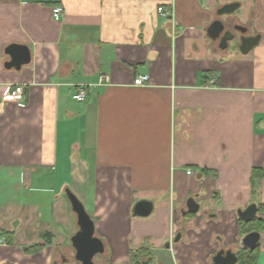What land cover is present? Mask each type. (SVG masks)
Listing matches in <instances>:
<instances>
[{"label":"crops","instance_id":"crops-1","mask_svg":"<svg viewBox=\"0 0 264 264\" xmlns=\"http://www.w3.org/2000/svg\"><path fill=\"white\" fill-rule=\"evenodd\" d=\"M233 2L230 26L260 36L246 54L206 33ZM11 44L30 61L7 66ZM139 75L148 85H133ZM17 84L26 107L2 99ZM254 168L263 176L252 180ZM66 189L107 264L140 247L153 264L246 249L236 211L264 204V0H0V233L13 235L0 234V264H78ZM139 201L149 215L133 214ZM33 244L43 246L26 252Z\"/></svg>","mask_w":264,"mask_h":264},{"label":"water","instance_id":"water-1","mask_svg":"<svg viewBox=\"0 0 264 264\" xmlns=\"http://www.w3.org/2000/svg\"><path fill=\"white\" fill-rule=\"evenodd\" d=\"M238 3H227L217 9L218 17L214 19L206 29L207 36L213 40L219 41V47L224 49L229 46L230 42H234L238 50L246 54L259 41V34L244 35L246 29L240 25H231V16L234 14ZM225 16V19H221ZM240 31L241 36H238L235 31ZM6 52L10 56V61L7 66L19 68L21 65L30 61V51L26 45L11 44L6 47ZM66 197L70 203L71 209L76 217L77 231L71 236L70 242L74 249V259L78 264H96L95 257L103 256L105 245L103 241L95 235L94 221L85 210L81 201L77 196L66 189ZM188 213H196L199 209V204L193 197L186 200ZM152 210V203L149 201H139L133 207V214L137 216H147ZM257 204L252 202L244 209H237L236 213L239 219L244 222H250L257 216ZM259 232L251 231L245 234L242 238L243 246L248 250H253L259 241ZM179 239V235L175 241ZM238 262L237 254L231 249H220L212 257L211 264H236Z\"/></svg>","mask_w":264,"mask_h":264},{"label":"trees","instance_id":"trees-1","mask_svg":"<svg viewBox=\"0 0 264 264\" xmlns=\"http://www.w3.org/2000/svg\"><path fill=\"white\" fill-rule=\"evenodd\" d=\"M259 170L254 168L252 171V180L255 178L263 176L258 174ZM258 213L264 212V204L257 205ZM239 227L242 233H247L250 231H264V218L261 215H257L250 222H244L241 219H238ZM4 234L7 242L12 243L13 235L11 232L0 233ZM43 245L33 244L25 248L26 252H35L42 248ZM238 262L237 264H256L257 259V247L254 250H247L241 248L237 252ZM128 264H153V257L148 249L140 247L133 249L130 252V259Z\"/></svg>","mask_w":264,"mask_h":264},{"label":"built area","instance_id":"built-area-1","mask_svg":"<svg viewBox=\"0 0 264 264\" xmlns=\"http://www.w3.org/2000/svg\"><path fill=\"white\" fill-rule=\"evenodd\" d=\"M157 12L167 16L171 15V11L164 9L163 7H158ZM62 8L60 6H54L52 8V16L55 20H58L61 16ZM149 83L148 75H139L134 78L133 85L135 86H146ZM85 91L83 88H80L76 93L73 94V99L79 102L85 100ZM2 99L5 101H13L18 107H26L25 97H24V87L21 84L15 85L13 88H9L2 95ZM191 170H187V173H191Z\"/></svg>","mask_w":264,"mask_h":264},{"label":"rangeland","instance_id":"rangeland-1","mask_svg":"<svg viewBox=\"0 0 264 264\" xmlns=\"http://www.w3.org/2000/svg\"><path fill=\"white\" fill-rule=\"evenodd\" d=\"M78 263V262H76ZM95 263L96 264H107L106 261L104 260L103 256H96L95 257Z\"/></svg>","mask_w":264,"mask_h":264},{"label":"flooded vegetation","instance_id":"flooded-vegetation-1","mask_svg":"<svg viewBox=\"0 0 264 264\" xmlns=\"http://www.w3.org/2000/svg\"><path fill=\"white\" fill-rule=\"evenodd\" d=\"M242 34H239V36H241ZM245 35V34H244Z\"/></svg>","mask_w":264,"mask_h":264}]
</instances>
